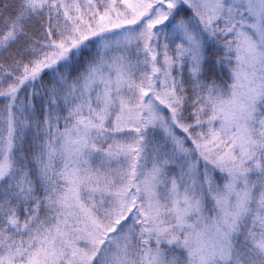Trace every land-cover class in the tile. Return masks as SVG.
<instances>
[{
    "label": "snow or ice",
    "instance_id": "1",
    "mask_svg": "<svg viewBox=\"0 0 264 264\" xmlns=\"http://www.w3.org/2000/svg\"><path fill=\"white\" fill-rule=\"evenodd\" d=\"M0 264H264V0H0Z\"/></svg>",
    "mask_w": 264,
    "mask_h": 264
}]
</instances>
